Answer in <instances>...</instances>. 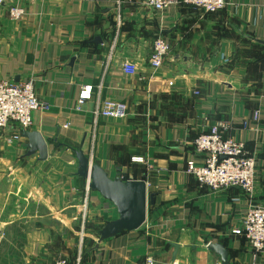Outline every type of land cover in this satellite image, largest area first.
Masks as SVG:
<instances>
[{"label": "crops", "instance_id": "crops-1", "mask_svg": "<svg viewBox=\"0 0 264 264\" xmlns=\"http://www.w3.org/2000/svg\"><path fill=\"white\" fill-rule=\"evenodd\" d=\"M10 2L25 15L0 8V79L33 80L48 108L33 112L28 130L46 140L47 156L27 155L25 137L8 142L12 128L0 130V264H220L208 243L227 249L228 264L260 262L264 252L231 230L248 207H264V0H225L215 13L184 3L155 11L144 0ZM157 36L170 51L153 69ZM85 85L91 97L77 108ZM107 99L124 102L126 115L95 114ZM255 109L258 119L243 126ZM217 121L255 157L251 195L203 187L186 170L194 138ZM79 148L111 178L144 179L154 194L139 228L97 247L117 211L76 174Z\"/></svg>", "mask_w": 264, "mask_h": 264}, {"label": "built area", "instance_id": "built-area-1", "mask_svg": "<svg viewBox=\"0 0 264 264\" xmlns=\"http://www.w3.org/2000/svg\"><path fill=\"white\" fill-rule=\"evenodd\" d=\"M10 1L0 0V8L6 7L11 19H21L25 15L24 8ZM144 1L155 11H162L170 5L179 3L191 5L206 13L220 11L225 6V0ZM169 51L170 45L163 36L154 37L148 59L149 66L153 69L161 67ZM122 67L129 74H133L136 70L132 61H125ZM91 90V85L83 86L76 100L77 108L91 97ZM47 108L44 101L37 96L32 79L22 81L0 79V130L12 128V133L5 138L6 141L20 139L22 131L29 129L33 122V112ZM126 108V104L122 101L107 99L100 108L94 110V113L105 117L122 118L126 115ZM258 116L259 111L255 109L251 113V118L243 121V126L256 121ZM227 128L228 122L217 121L194 138L196 156L187 160L186 170L203 187L211 190L238 187L247 195H251L255 186V157L246 152L242 141L222 134ZM132 161H142V158L132 157ZM86 188H89L88 181ZM86 205L87 194L83 198L84 209ZM231 232L234 235L244 236L250 242L255 254L264 252V207H248ZM53 264H67V261L63 257H58ZM146 264H152V259L148 258ZM252 264H264V257L260 262L255 261Z\"/></svg>", "mask_w": 264, "mask_h": 264}, {"label": "water", "instance_id": "water-1", "mask_svg": "<svg viewBox=\"0 0 264 264\" xmlns=\"http://www.w3.org/2000/svg\"><path fill=\"white\" fill-rule=\"evenodd\" d=\"M93 41L100 43L101 39L94 37ZM261 42L264 44V41ZM21 135L28 140L26 144L27 155L37 151L40 160L46 158L47 143L38 131L26 129L22 131ZM72 151L76 158V174L86 178L88 187L110 201L117 211V216L114 219L107 221L98 229L96 247L103 240L112 238L124 231L139 228L146 220L148 205L154 203V194L148 192L146 181L133 177L123 179L120 172L111 178L100 165L91 162L81 148L72 149ZM173 245L172 256L175 258L178 245ZM207 248L219 256L220 264L229 263L228 251L222 244L208 243Z\"/></svg>", "mask_w": 264, "mask_h": 264}, {"label": "rangeland", "instance_id": "rangeland-1", "mask_svg": "<svg viewBox=\"0 0 264 264\" xmlns=\"http://www.w3.org/2000/svg\"><path fill=\"white\" fill-rule=\"evenodd\" d=\"M33 184L35 185V184H37V182L35 181V180H33ZM83 203V202H82ZM11 204H12V202H11ZM19 205V206H21V205H24L25 203L23 202V200H19V202H17V203H13L12 205ZM38 205L36 204V203H33V204H31L30 206H28V209H31V210H37V211H42V210H40V208L39 207H37ZM27 209V210H28ZM48 221H50V222H52V219H49Z\"/></svg>", "mask_w": 264, "mask_h": 264}, {"label": "trees", "instance_id": "trees-1", "mask_svg": "<svg viewBox=\"0 0 264 264\" xmlns=\"http://www.w3.org/2000/svg\"><path fill=\"white\" fill-rule=\"evenodd\" d=\"M213 13H215V12H213ZM64 258V257H63ZM66 259V258H65ZM66 261H67V264H69V262H68V259H66Z\"/></svg>", "mask_w": 264, "mask_h": 264}]
</instances>
